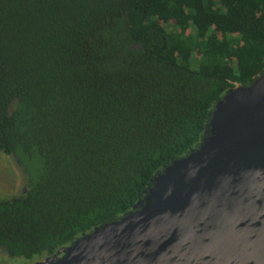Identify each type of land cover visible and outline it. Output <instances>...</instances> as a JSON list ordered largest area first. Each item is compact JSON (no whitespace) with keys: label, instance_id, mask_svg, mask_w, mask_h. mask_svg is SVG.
I'll list each match as a JSON object with an SVG mask.
<instances>
[{"label":"trees","instance_id":"obj_1","mask_svg":"<svg viewBox=\"0 0 264 264\" xmlns=\"http://www.w3.org/2000/svg\"><path fill=\"white\" fill-rule=\"evenodd\" d=\"M264 71V0H0V240L40 260L141 202Z\"/></svg>","mask_w":264,"mask_h":264},{"label":"water","instance_id":"obj_2","mask_svg":"<svg viewBox=\"0 0 264 264\" xmlns=\"http://www.w3.org/2000/svg\"><path fill=\"white\" fill-rule=\"evenodd\" d=\"M35 264H264V71L130 212Z\"/></svg>","mask_w":264,"mask_h":264},{"label":"rangeland","instance_id":"obj_3","mask_svg":"<svg viewBox=\"0 0 264 264\" xmlns=\"http://www.w3.org/2000/svg\"><path fill=\"white\" fill-rule=\"evenodd\" d=\"M22 170L13 157L6 156L0 152V187H6L5 194L1 197L10 198L17 196L24 184H26V177L23 175ZM19 263V261H12L9 264Z\"/></svg>","mask_w":264,"mask_h":264},{"label":"flooded vegetation","instance_id":"obj_4","mask_svg":"<svg viewBox=\"0 0 264 264\" xmlns=\"http://www.w3.org/2000/svg\"><path fill=\"white\" fill-rule=\"evenodd\" d=\"M23 175L25 176L24 171H23ZM5 188L6 187H4V186L0 187V200L8 199V198L1 197L2 195L5 194ZM26 188H27V186L24 184V187L20 190V192L17 194V196H13V197H18V196H21L22 194H24L26 192ZM10 198H12V197H10ZM43 259L44 258L35 261L34 259L26 260L23 258L14 257L9 251L8 244H6L2 240H0V264H9L12 261H19L20 262L19 264H35L38 262H42Z\"/></svg>","mask_w":264,"mask_h":264}]
</instances>
